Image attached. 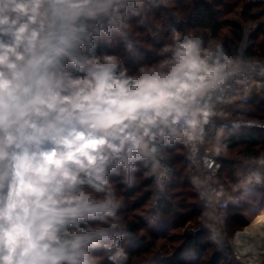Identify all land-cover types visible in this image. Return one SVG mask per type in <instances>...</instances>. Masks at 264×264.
Returning <instances> with one entry per match:
<instances>
[{"label":"clouds","instance_id":"1","mask_svg":"<svg viewBox=\"0 0 264 264\" xmlns=\"http://www.w3.org/2000/svg\"><path fill=\"white\" fill-rule=\"evenodd\" d=\"M152 6L0 0V264H128L133 237L118 188L151 181L158 202L176 153L228 150L240 127L222 107L229 89L241 71L264 75V66L174 26L157 59L143 57ZM239 164L237 184L264 185V154ZM201 199L200 222L217 243L234 197ZM145 213L147 224L159 219L151 206Z\"/></svg>","mask_w":264,"mask_h":264},{"label":"trees","instance_id":"2","mask_svg":"<svg viewBox=\"0 0 264 264\" xmlns=\"http://www.w3.org/2000/svg\"><path fill=\"white\" fill-rule=\"evenodd\" d=\"M153 6L148 10L144 26L140 28L139 39L145 48L142 47L143 57L155 60L154 55L157 49L164 43L170 27H166L164 20L170 21L171 26L177 29L188 30L197 29L206 38L225 42V49L230 53L243 50L244 56L250 60L264 61V26H259L257 30L244 42V30L240 23L225 24L224 19L228 15H233L236 10L240 11L241 19L255 22L259 16H253V11L260 6L244 3L243 0H213L205 2L203 0L191 1L189 5L186 0H152ZM177 15L181 22L173 25L172 17ZM264 14V13H262ZM262 14H260L262 16ZM260 16V17H261ZM139 27V26H138ZM148 30H153L159 36L160 41L151 42ZM225 31V34L222 32ZM142 62V56L133 58V64ZM243 117L250 121L264 120V90L255 96L246 107ZM245 108V109H246ZM239 148V153L249 157H257L264 152V130H247L238 133L229 141L228 150ZM175 171L172 182L167 186L165 197L156 201L155 210L159 217L160 228L156 233L146 235L142 233V225L130 218L128 212H134L145 205L152 198L153 189L150 187L151 181L144 180L138 187L124 190L120 189L119 194L123 196L125 202L133 199L130 206L125 208V216L129 222L132 239L125 241L126 250L129 254L128 264H233L235 258L229 247H217V251L205 260L206 245L202 243L198 234L194 238L185 237L175 231L182 228L191 219L192 212L187 209L191 204L188 201L198 199L194 189L184 180H181L182 172L180 164L190 166L188 157L184 153H176L171 161ZM226 163H224L225 166ZM261 184L253 185L251 193H257L261 189ZM253 195V194H252ZM139 196L138 200H134ZM178 201L175 202V200ZM255 201H262L260 196H255ZM228 206L226 217L232 218L234 230L244 227L247 222V214L252 212L251 207ZM257 207V206H256ZM178 210H180L178 212ZM260 211H264V206H260ZM188 211V212H187ZM200 213V212H199ZM225 217V218H226ZM246 220V222H245Z\"/></svg>","mask_w":264,"mask_h":264},{"label":"rangeland","instance_id":"3","mask_svg":"<svg viewBox=\"0 0 264 264\" xmlns=\"http://www.w3.org/2000/svg\"><path fill=\"white\" fill-rule=\"evenodd\" d=\"M188 1V0H186ZM193 1V0H192ZM196 1V0H194ZM205 2H212L213 0H203ZM244 3H248V0H243ZM189 5L191 4V2H189ZM258 12V13H257ZM264 10H259V9H255L253 11V16H259V18L257 19V21L252 22V21H245L243 19H241L240 16V11L236 10V13L233 15H228L227 17H224V19L219 18L218 21L220 20V22L222 20H225V24H231V23H240L243 26V30H244V42L247 41V38L250 37L251 35H253V33L255 32L254 27L257 26H264ZM262 14V16L260 15ZM261 16V17H260ZM172 22L173 25H178L179 22L182 21V19H180L176 14L172 17ZM166 27H171L170 21L168 20H164ZM148 34H149V38L151 40V42L156 43L157 41H160L159 36H157V34L155 33V31L153 30H148ZM222 34H225V31L222 32ZM218 41V40H217ZM219 42H224L223 39ZM225 44V42H224ZM145 46V45H144ZM143 46V48H145ZM147 49V48H145ZM261 61V60H260ZM264 62V61H262ZM246 110H248V108L241 110L243 113L246 112ZM253 122H257L259 124H261L262 126H264V120H259V121H253ZM261 154H264V152H261L257 157H260ZM220 156L223 158V160H221L220 163V169L217 172V176L215 178H212L211 180H208V184L212 185V192L213 195L216 194L217 192H224L226 193V195H231L232 197H234L235 202H232L231 200L228 201V204L230 206H236L239 205L240 206H244L243 208H247V206H254L251 207L252 212L248 213L246 217L247 218V222L246 225L240 229H238L237 231L234 230V223L237 222L236 220L226 217L223 219V223L220 226V234L217 237V243H213L210 240V230L208 228V226H206L205 224H202L200 222V216H201V211H202V206L204 204V200L201 199V194H202V189L200 188V180L199 177L197 176V171L193 170L190 166H186L183 164H180V171L182 172L181 175V180H184L188 185H190L193 189L194 192L198 195V199L191 201L187 203V205L191 204V206L187 209L189 212L191 211L192 214L189 216V218L191 219L188 223H186L182 228H180L179 230L175 231L176 233H179L182 236L188 237V231L192 228H201V231L198 233L201 236V241L203 244H205L207 247L205 249V260H207L211 254L215 253V251H217V247H224V244H227L226 247H229V250L232 252L233 256H234V252H237L234 243H235V238L237 236V234H240L242 232H245L246 229L252 224V222L256 219L261 217L262 215H264V211H260L259 208L260 206H264V185H261V189L257 191V193H251L253 190V184L249 185V190H245V187H241L239 184H237V178L240 175L239 172H237V169L240 166L239 162H240V158L244 155L239 153V148L233 149L230 152H225V151H221L220 152ZM224 163L225 166H224ZM250 167V166H249ZM244 171H246L247 169H243ZM140 182L138 180V184L140 185ZM138 184L136 187H138ZM210 185V186H211ZM236 186L239 190L237 191H233V186ZM135 187V188H136ZM121 188H118V192ZM252 190V191H251ZM253 194V195H252ZM259 195L260 199H262V201H255V196ZM139 196H136L134 200H138ZM178 201V199L175 200V202ZM133 202V199H130L127 201L126 206H130V204ZM145 206H151L155 209L156 206V200L155 197L152 196V198L145 204L143 205L141 208H139L138 210L132 212H128L127 214H129L130 218L136 220L139 224L142 225V233H145L146 235L149 234H153L156 233L159 228H160V220L158 219L154 224H147L144 217L146 215L145 213ZM257 206V207H256ZM180 210H178L179 212ZM187 211V212H188ZM200 212V213H199ZM227 215V213H226ZM229 216V213L228 215ZM197 234V235H198ZM196 235V236H197ZM195 237V236H194ZM194 237H190V238H194ZM245 247V246H243ZM239 255V254H238ZM240 256V255H239ZM235 260V263L233 264H264V260H253V262H244L242 260V258H240V260Z\"/></svg>","mask_w":264,"mask_h":264},{"label":"built area","instance_id":"4","mask_svg":"<svg viewBox=\"0 0 264 264\" xmlns=\"http://www.w3.org/2000/svg\"><path fill=\"white\" fill-rule=\"evenodd\" d=\"M191 2L192 0H188ZM198 1V0H196ZM248 3L252 5L260 6L259 9L264 10V0H248ZM258 13V12H257ZM218 42L217 40H215ZM222 43L224 46V42ZM259 62L260 66H264V62L260 60H252ZM264 90V75L261 74V67H248L245 70L241 71L237 82L229 89V94L233 97L230 102L225 103L222 107L227 114V118L233 124H238L239 130L238 133L247 130H264V126L257 122H253L247 120L243 117V112L241 110L245 109L251 100L258 96L261 91ZM233 131H237L233 129ZM237 133V134H238ZM249 156H242L240 161L243 158ZM223 158L219 154L214 152H205L203 154H198L191 158H188L190 163V167L197 171V176L200 180V185L202 189V194L210 200L211 196H213L212 185L208 184V180L215 178L217 176V172L220 169V163ZM252 162H249V166H251ZM211 185V186H210ZM245 190H249V185ZM205 202V201H204ZM228 203V202H227ZM229 206V204H228ZM228 208V207H227ZM227 211V209H226ZM226 216L223 217V219ZM201 231V228H192L188 231V237H194ZM227 244H224L226 247ZM234 258L236 260H240V256L237 252H234ZM251 256L248 255L246 258L242 259L244 262H251Z\"/></svg>","mask_w":264,"mask_h":264},{"label":"bare ground","instance_id":"5","mask_svg":"<svg viewBox=\"0 0 264 264\" xmlns=\"http://www.w3.org/2000/svg\"><path fill=\"white\" fill-rule=\"evenodd\" d=\"M234 246L242 259L264 260V215L256 218L245 232L237 234ZM245 246V247H243Z\"/></svg>","mask_w":264,"mask_h":264},{"label":"crops","instance_id":"6","mask_svg":"<svg viewBox=\"0 0 264 264\" xmlns=\"http://www.w3.org/2000/svg\"><path fill=\"white\" fill-rule=\"evenodd\" d=\"M259 10H261V9H259ZM261 11H262V10H261ZM257 28H258L257 26L254 27L255 31L257 30Z\"/></svg>","mask_w":264,"mask_h":264}]
</instances>
